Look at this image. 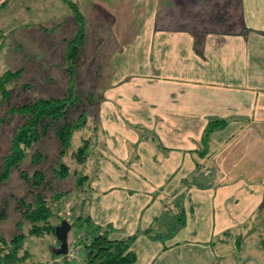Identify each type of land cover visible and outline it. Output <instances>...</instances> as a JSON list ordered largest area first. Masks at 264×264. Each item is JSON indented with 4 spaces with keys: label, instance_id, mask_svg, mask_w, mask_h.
<instances>
[{
    "label": "crops",
    "instance_id": "0c3cea01",
    "mask_svg": "<svg viewBox=\"0 0 264 264\" xmlns=\"http://www.w3.org/2000/svg\"><path fill=\"white\" fill-rule=\"evenodd\" d=\"M41 1L43 7L47 0ZM83 1L93 12L91 26L103 18L110 28L113 46L97 85L100 110L123 125L121 157H131L127 165L114 152L115 166L106 153L102 159L110 164L100 160L102 185L110 183L102 189L105 214L119 207L114 221L121 230L151 204L140 198L117 203L108 197L112 179L128 195L165 193L166 199L182 188L193 191L183 210L193 237L180 232L162 245L139 232L135 264H264V0H237L238 22L231 20L233 0H177L178 27L165 17L156 21L158 6L169 10L171 0ZM33 5L0 0V12L16 6L15 12H27ZM108 109L114 115L105 114ZM212 117L226 125L211 134L209 152L199 157L194 150ZM106 124L111 136L114 128ZM135 124L154 131L166 150L139 140ZM119 166L129 174H118ZM196 176H202L197 185ZM155 215L148 213L144 226Z\"/></svg>",
    "mask_w": 264,
    "mask_h": 264
},
{
    "label": "rangeland",
    "instance_id": "374dc122",
    "mask_svg": "<svg viewBox=\"0 0 264 264\" xmlns=\"http://www.w3.org/2000/svg\"><path fill=\"white\" fill-rule=\"evenodd\" d=\"M30 1L33 2L35 6H31L30 10L27 12H15L14 10L19 8L17 6L11 9L6 8L0 12V28L6 34L5 37L0 40V75L6 70H16L20 67H24V71L20 77V83L32 82L34 85L33 89L27 92H32L34 96H68L72 88L79 93L84 92L85 94L96 91V89H98V79L106 67V59L113 46L110 28L105 24L106 22L102 20L103 18H99L100 21L96 25L91 26V20H89L88 15L90 16V13L93 12H90L91 8L83 0H47L42 3L43 7L39 6L42 2L41 0ZM233 1L236 3H234L235 6L231 20L235 21L237 0ZM38 2L40 3L37 4ZM70 3L78 7V10L83 15L85 23L86 39L83 47L79 45L82 51L79 54V62L77 63H69L67 61L68 59H66L69 40L71 41L75 37L80 21V19L77 18L75 9L69 5ZM160 6L162 12L160 22H164V17L165 19L169 17V23L177 27L180 26L178 6L172 5L168 11H163L162 5ZM20 7L24 9V6ZM39 8L43 9L38 11ZM204 9L208 10V7L205 6ZM56 24H59L57 28H55ZM40 26H42V28ZM66 38L68 39L65 40ZM35 51H38V53H35ZM68 65L73 66L75 70H68ZM16 90H18V88H16ZM16 92L17 91H15L14 95H16ZM22 92L25 91L23 90ZM14 98L15 97H13L11 104L21 103V101L18 102ZM102 104V101L97 103L99 110L93 108L90 110V118L92 119V122L89 121L90 127H94L97 124V130L95 132L90 131V129L84 130L87 132L86 136H84L85 138H93L89 146L90 158L82 163L75 161L71 166L70 174L66 178L62 180H53L54 184L58 183L61 188L69 190V194L67 193L68 195L65 196L60 205V213H58L64 220L66 219L67 222L69 221L73 224L68 233V249L74 248L73 246L77 245V241L87 234L91 235L92 233H96L98 227L101 231L105 230L107 224L112 226L109 232L110 237H118L121 234L124 235L129 232L138 234L145 228L152 226L151 234L163 235V239L157 240V244L166 245L170 238H178L180 232H183L181 237L185 236L187 239L190 236L192 238L193 235L189 232L190 224H179L177 220V218L182 216V210H185V202L188 201V198L193 194L192 190L190 192L185 188H182L179 193L173 197L167 196L169 199L163 197L165 193H155L144 196L141 194L128 195L127 193H122L119 188L122 186V183H117V181L115 182V180L112 179L114 193L108 194V197H113L117 203H119V201L133 203L140 198L151 204L148 211L140 213L141 217L139 215L140 218L137 220L135 219L136 222L134 224L126 223L123 228L120 226V228H122L121 230L116 228L114 221V218H116V221L118 220L119 207L105 214V210L102 208V201L105 199L106 193H102V189L110 183L107 182L102 185L104 181L102 179V166L99 164L100 160H102L105 165H109L110 162L114 165L115 160H110L113 158L111 152H114L119 156V159L122 160V164L127 165L131 157L125 160L122 159V150H120V146L124 142V136L120 133V130L122 131L123 125L121 123L119 124L115 119L108 118L107 115L106 117L108 119L102 116L103 113L100 110ZM5 110L6 108L3 107L0 111V116L4 114ZM109 112L110 110L108 109L105 114L114 115L112 112ZM16 122L17 117L10 119L6 117L4 123H0V160L1 156L7 151L8 141L12 135ZM105 122L111 123L110 125L114 128L112 130V134L114 132L116 134L114 141H106V139H110L113 136L112 134L110 136L109 132H107L105 128L107 124ZM72 143L71 147H73L74 150L75 147L81 144V139L80 141L74 139ZM38 146L52 156L55 164L51 162V159L49 160L48 166H57V164L60 161H64V159H68L67 161L70 163L69 158L72 149L69 148L64 156L60 153L63 146L56 138L53 129H50L47 135L40 140ZM108 151H110V153ZM105 153V157L108 158L110 162L107 161L106 158L103 160V155ZM60 155H62L61 158ZM74 171L77 173H74ZM118 174L125 176L129 174V170L125 166H119ZM80 175H85L86 179L78 183L77 177H81ZM201 177L202 176H196L194 178L195 185L202 181ZM201 184L205 185L203 182ZM6 187L7 189H1L0 193L4 194L11 188H15L12 183L7 184ZM204 193H206L205 195L207 196L209 192L206 191ZM150 212L156 215L150 226L146 227L144 226L145 217ZM87 217H89V219ZM9 218L14 217L11 214ZM103 218H105L104 221H102ZM108 220H110V222ZM6 223H8L5 225L9 229L14 228L13 220L9 219ZM175 225L176 228H174ZM20 229L26 232L27 228L24 225L18 230ZM55 238L56 236L45 238L27 236L24 242V248L29 251L30 257L25 264H77L82 259L83 250L79 247L77 248L78 259H70L67 262H65L63 257L57 259L53 254V249L56 248L55 244H57ZM59 246L60 245H58V248ZM200 261L201 259L199 262Z\"/></svg>",
    "mask_w": 264,
    "mask_h": 264
},
{
    "label": "trees",
    "instance_id": "16d2710c",
    "mask_svg": "<svg viewBox=\"0 0 264 264\" xmlns=\"http://www.w3.org/2000/svg\"><path fill=\"white\" fill-rule=\"evenodd\" d=\"M171 1L170 6L177 5V0ZM69 5L75 9L80 21L75 37L71 41L69 40L66 59L69 63H77L82 51L79 45L83 47L86 39L85 23L78 7L72 3ZM162 9L164 11L165 8ZM165 11H168V8ZM157 13L156 21L162 24L160 22L161 6L158 7ZM236 13L234 19L238 22L240 14L239 11ZM206 16L210 17V13H207ZM214 16L215 14H213ZM166 18L168 20L169 17ZM5 35V32L0 28V40ZM68 70L74 71L75 69L68 65ZM23 71L24 67H20L16 70H6L0 75V111L3 107L6 108L4 114L0 116V123H4L6 117L9 119L17 117V122L8 141L7 151L0 160V190H6L9 183L15 186L14 189L11 188L4 194L0 193V264L26 263L30 257L29 251L24 248L27 236L39 238L55 236V228L64 220L58 214L60 205L65 196L69 194V190L61 188L58 183L54 184L53 180L66 178L75 161L82 163L90 158L89 146L93 138H85L87 132L84 130L90 129L94 132L97 130V124L90 127V122H92L90 110L92 108L99 110L97 103L103 100V96L97 89L86 94L79 93L72 88L68 96H34L32 92H27L33 89L32 82L20 83ZM23 90L25 92H22ZM15 91H19L18 94L16 92L14 95ZM13 97L21 103L11 104ZM225 125V119L218 117L208 119L194 150L199 157H204L209 152L211 134ZM132 127L138 133L139 140H148L158 149L166 150L154 131L138 124L132 125ZM50 129L54 130L56 138L63 146L60 152L63 156L69 148L72 149L70 163L67 161L68 159H64L57 166H48L52 156L42 150L38 143ZM74 139L79 141L81 139V144L73 150L71 145ZM51 162L55 164L53 159ZM74 173L77 172L74 171ZM80 176L77 177L78 183L86 179L85 175ZM11 214L14 218H9ZM87 218L89 219V217ZM9 219L13 220L14 228L6 227L8 224L6 222ZM177 220L179 224L185 223L183 210L182 216ZM69 224L72 228V222ZM24 225L27 228L26 232L18 230ZM111 228L110 224H107L103 231L98 227L96 233L87 234L77 241V245L73 246L74 249L79 247L83 250L82 259L77 264H135L137 255L132 249V245L138 234L133 233L120 238L110 237ZM151 229L152 226L145 228L140 233L152 240L163 239V235L151 234ZM228 233L229 231H225L223 235L226 237ZM68 239L67 237V244ZM236 239L239 245L242 237L238 236ZM55 242L57 244H55L56 248L53 249V254L56 258L63 257L65 262L70 260L66 254H57L60 241L55 238ZM260 243L264 246V228L260 232Z\"/></svg>",
    "mask_w": 264,
    "mask_h": 264
},
{
    "label": "water",
    "instance_id": "95a60500",
    "mask_svg": "<svg viewBox=\"0 0 264 264\" xmlns=\"http://www.w3.org/2000/svg\"><path fill=\"white\" fill-rule=\"evenodd\" d=\"M70 228L71 225L66 220L62 221L61 224L55 228V236L60 241V246L57 249V254L64 255L67 253V237Z\"/></svg>",
    "mask_w": 264,
    "mask_h": 264
},
{
    "label": "built area",
    "instance_id": "2783aa9c",
    "mask_svg": "<svg viewBox=\"0 0 264 264\" xmlns=\"http://www.w3.org/2000/svg\"><path fill=\"white\" fill-rule=\"evenodd\" d=\"M66 255H67V258L71 260L78 259V250L74 248L68 249Z\"/></svg>",
    "mask_w": 264,
    "mask_h": 264
}]
</instances>
